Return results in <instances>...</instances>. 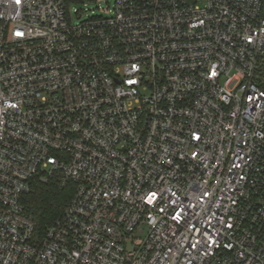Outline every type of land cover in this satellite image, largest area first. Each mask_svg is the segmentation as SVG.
Wrapping results in <instances>:
<instances>
[{"label": "built area", "instance_id": "obj_1", "mask_svg": "<svg viewBox=\"0 0 264 264\" xmlns=\"http://www.w3.org/2000/svg\"><path fill=\"white\" fill-rule=\"evenodd\" d=\"M113 1L0 0V264H264V0Z\"/></svg>", "mask_w": 264, "mask_h": 264}, {"label": "trees", "instance_id": "obj_2", "mask_svg": "<svg viewBox=\"0 0 264 264\" xmlns=\"http://www.w3.org/2000/svg\"><path fill=\"white\" fill-rule=\"evenodd\" d=\"M68 6L83 0H63ZM74 194V184L62 185L55 180H35L23 197L26 212L34 219L37 233L43 235L48 226L65 210Z\"/></svg>", "mask_w": 264, "mask_h": 264}, {"label": "rangeland", "instance_id": "obj_3", "mask_svg": "<svg viewBox=\"0 0 264 264\" xmlns=\"http://www.w3.org/2000/svg\"><path fill=\"white\" fill-rule=\"evenodd\" d=\"M113 0H83L81 3L72 4V10H81L83 17L88 15H106L109 7L113 5ZM74 23L78 20L74 16Z\"/></svg>", "mask_w": 264, "mask_h": 264}, {"label": "snow or ice", "instance_id": "obj_4", "mask_svg": "<svg viewBox=\"0 0 264 264\" xmlns=\"http://www.w3.org/2000/svg\"><path fill=\"white\" fill-rule=\"evenodd\" d=\"M20 2V0H17V3H19ZM213 74H215V73H213ZM198 138V137H197ZM153 195H155V193H153Z\"/></svg>", "mask_w": 264, "mask_h": 264}]
</instances>
